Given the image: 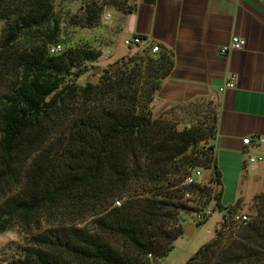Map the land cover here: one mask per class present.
<instances>
[{"label": "trees", "instance_id": "1", "mask_svg": "<svg viewBox=\"0 0 264 264\" xmlns=\"http://www.w3.org/2000/svg\"><path fill=\"white\" fill-rule=\"evenodd\" d=\"M83 1L68 27L97 29L108 7L136 10L132 0ZM63 23L56 0H0V235L21 239L11 264H158L185 234L182 213L213 204L223 220L187 264H264V194L248 222L222 204L218 102L155 117L175 63L160 44L79 84L103 53L86 44L51 55ZM196 169L208 184H186Z\"/></svg>", "mask_w": 264, "mask_h": 264}, {"label": "crops", "instance_id": "2", "mask_svg": "<svg viewBox=\"0 0 264 264\" xmlns=\"http://www.w3.org/2000/svg\"><path fill=\"white\" fill-rule=\"evenodd\" d=\"M132 3L136 6L133 13L118 12L115 17L110 13L113 9L105 12V19L115 22L108 31L124 40L141 36L144 47L160 44L175 55L173 71L154 101V116L198 98L218 102L215 159L222 173V204L237 206L238 214L249 215L253 198L264 194V167L252 168L248 162L250 155H264V145L252 148L243 143L245 138L264 136V0ZM234 37L246 40V48L223 55L221 50ZM97 49L103 53L101 58H107L106 66L125 57L105 53L100 45ZM231 74L236 77V88L221 93ZM210 180L206 172L199 179L203 184ZM189 232L193 235V225Z\"/></svg>", "mask_w": 264, "mask_h": 264}, {"label": "rangeland", "instance_id": "3", "mask_svg": "<svg viewBox=\"0 0 264 264\" xmlns=\"http://www.w3.org/2000/svg\"><path fill=\"white\" fill-rule=\"evenodd\" d=\"M84 4L83 0H56V10L61 14L64 19V23L62 25L63 30V46L65 49L71 47H79L83 45H90L97 49V45L102 46V50L108 54H113L114 52L117 55L122 56H134L141 49L144 48V45L141 48L135 47H127L125 45V40L115 32H109L110 27L115 26V22L112 19L102 20V24L97 29H80V28H72L68 27L66 20L69 16H73L78 13L81 6ZM110 8L108 7L107 10ZM111 14L115 17L118 16V12L111 10ZM116 20V18H115ZM2 25L0 24V28ZM109 32L108 34H106ZM109 43V44H108ZM107 58H101L96 63L89 64L91 67V71L85 74L78 82L81 85H85L88 82H98L101 74L104 69L108 68V64L106 66ZM113 62L112 64H115ZM120 63V62H119ZM121 64V63H120ZM96 67H101L100 74H96L93 72V69ZM121 68V66H120ZM119 68V69H120ZM118 69V70H119ZM184 124H180V128H183ZM203 174L205 171H203ZM209 174V172H206ZM250 213L248 216L250 217ZM182 219L184 223V229L188 225L194 226V233L192 236H188L184 234L181 236L174 244V250L164 258L159 259L158 264H187L191 258H193L201 247L211 241L215 237L216 229L220 225L223 220V214L219 210L212 211L211 216L207 217L203 222H198L197 218L191 212H183ZM21 242L20 236L17 231L12 230L8 231L2 235H0V264H11L10 260V251H8V247L10 245Z\"/></svg>", "mask_w": 264, "mask_h": 264}, {"label": "built area", "instance_id": "4", "mask_svg": "<svg viewBox=\"0 0 264 264\" xmlns=\"http://www.w3.org/2000/svg\"><path fill=\"white\" fill-rule=\"evenodd\" d=\"M124 42L127 47L138 48L140 46H143V44L145 43V40L140 36H135L133 38L126 39ZM246 46H247L246 40L238 38V37H234L232 41L230 42V44L228 46H225L221 50V53L223 55H228L232 53L233 51H242L246 48ZM64 51H65V47L62 44H57V45H53L50 47L51 55H59V54H62ZM159 52H160L159 45L158 44L153 45L152 53L157 54ZM235 88H236V77L231 74L228 76L224 86L220 89V92L225 93L226 91L233 90ZM243 143L244 145L248 147H252V148L259 147V146L264 145V136L256 137L255 140L248 137V138L243 139ZM248 162L252 168H255L256 166H259V165L264 167V155L262 154L250 155L248 158ZM202 176H203L202 170L196 169L193 171L192 175L187 178L186 184L194 185L197 183H201L199 179L202 178ZM189 197L190 195L187 194L186 198H189ZM117 204L120 205L119 202ZM214 206L215 204H213L211 207L205 210L192 211L191 213L197 218L198 222H203L207 217L211 216ZM233 220L235 222H248L250 221V217L244 214H236ZM149 258L153 260L152 255H149Z\"/></svg>", "mask_w": 264, "mask_h": 264}, {"label": "water", "instance_id": "5", "mask_svg": "<svg viewBox=\"0 0 264 264\" xmlns=\"http://www.w3.org/2000/svg\"><path fill=\"white\" fill-rule=\"evenodd\" d=\"M136 1V0H133ZM146 1H154V0H146ZM121 64L119 62H116L115 64H111L108 66V70L111 72H116L119 68H120ZM101 67H96L95 69H93V72L96 74H100L101 72ZM189 228H192V225H188L185 227L184 232L186 235L188 236H192V232H189ZM155 264H157V262H155Z\"/></svg>", "mask_w": 264, "mask_h": 264}]
</instances>
